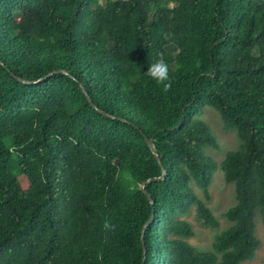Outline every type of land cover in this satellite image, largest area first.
<instances>
[{
  "label": "trees",
  "instance_id": "16d2710c",
  "mask_svg": "<svg viewBox=\"0 0 264 264\" xmlns=\"http://www.w3.org/2000/svg\"><path fill=\"white\" fill-rule=\"evenodd\" d=\"M158 52L167 93L146 75ZM204 106L240 142L219 164ZM144 136L167 171L144 185L153 204ZM218 165L236 201L199 251L182 216L218 226ZM257 212L264 224V0H0V264H241Z\"/></svg>",
  "mask_w": 264,
  "mask_h": 264
},
{
  "label": "rangeland",
  "instance_id": "374dc122",
  "mask_svg": "<svg viewBox=\"0 0 264 264\" xmlns=\"http://www.w3.org/2000/svg\"><path fill=\"white\" fill-rule=\"evenodd\" d=\"M16 18H10L8 21L10 24L14 23ZM163 44V41L160 40ZM169 49L168 44L165 46ZM115 55V54H114ZM30 118L33 116V111L27 113ZM213 132L218 148L208 147L205 149V153L214 158L219 164L223 159L225 153L229 150H234L239 146V139L235 132L231 129L224 127L222 119L217 112L211 106H204L198 115ZM192 187L195 193L203 200H205L202 190L192 182ZM210 198L205 200L206 204L217 218L219 224L215 228H210L201 223L196 217V209L191 207L190 211L183 215L182 218L188 221L194 231L193 236L187 237L186 240L192 244L199 251H211L214 235L220 230L224 229L230 224V221L223 215L227 207L235 203V192L232 183H227L224 180L223 173L219 167L214 170L211 184L209 186ZM256 222V235L259 240V246L256 250L255 257L251 260L243 261L241 264H264V224L259 212L255 215Z\"/></svg>",
  "mask_w": 264,
  "mask_h": 264
},
{
  "label": "clouds",
  "instance_id": "9594fccd",
  "mask_svg": "<svg viewBox=\"0 0 264 264\" xmlns=\"http://www.w3.org/2000/svg\"><path fill=\"white\" fill-rule=\"evenodd\" d=\"M146 75L162 85L163 92L167 93L171 89L172 80L169 76V65L162 52L157 53V59L149 65ZM103 228L106 231H115L116 225L109 218H105Z\"/></svg>",
  "mask_w": 264,
  "mask_h": 264
},
{
  "label": "water",
  "instance_id": "95a60500",
  "mask_svg": "<svg viewBox=\"0 0 264 264\" xmlns=\"http://www.w3.org/2000/svg\"><path fill=\"white\" fill-rule=\"evenodd\" d=\"M54 72H63V73H66V71H64V70H62V69H58V70H56V71H53V72L48 73V74H47L43 79H41V80H44L45 78H47L50 74H52V73H54ZM26 83H27V82H26ZM88 99H89V102L92 104V106L96 108V106L92 103L91 99H90V98H88ZM100 112H102V111H100ZM102 113L106 115V113H104V112H102ZM144 138H145V141H146L147 145H148L149 148L151 149V151H152V153H153L155 159L157 160L158 165H159L160 168H161V174H160L159 176H157V177H150V178H148L146 181H144V182H142V183L139 184L140 189L145 193V195H146V197L148 198V200L150 201V203L153 204L154 201H153L151 195L149 194V192L144 188V185H145L147 182H150V181H159V180H163V179L166 177L167 171H166L165 167L163 166V164H162V162H161V160H160L158 154H157L156 151H155V148H154V145H153V141H152V139H151V138H148L147 136H144ZM153 219H154V214H153V212H152V214H151V216L149 217V219H148V220L144 223V225H143V228H142V235H141V238H142V239H143V233L145 232V229H146L147 226L153 221ZM142 244H143V254L145 255V248H144V242H143V240H142ZM143 263H144V256H143V258H142V264H143Z\"/></svg>",
  "mask_w": 264,
  "mask_h": 264
}]
</instances>
